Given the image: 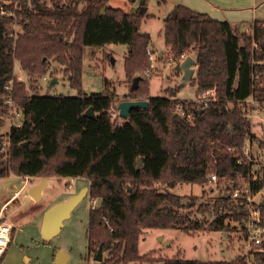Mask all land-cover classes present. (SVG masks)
<instances>
[{
  "label": "trees",
  "instance_id": "16d2710c",
  "mask_svg": "<svg viewBox=\"0 0 264 264\" xmlns=\"http://www.w3.org/2000/svg\"><path fill=\"white\" fill-rule=\"evenodd\" d=\"M109 1H0V126L12 116L11 110L22 114L19 122L0 133V175L87 179L91 200L99 201L89 211L88 247L95 256L102 246L108 256L101 264L155 263L156 257L140 253L145 229L227 230L232 243L242 242L248 217L245 198L221 196L201 203L197 211L210 214L208 222L205 216L200 220L194 215L196 196L161 185H205L216 174L219 184L250 182L254 193L264 190V164L260 178L253 181V164L243 153L247 139L256 136L240 103L252 96L264 99V76L254 78L255 72L264 70V23L254 24L248 33L183 3L164 17L168 58L180 62L183 54L196 52L190 82L197 86V96L184 103L195 116L189 121L173 111L175 89H166L164 96L151 94L152 37L141 31L143 21L153 16L143 10L147 0L133 12ZM107 43L128 46V92L122 98L116 91L87 95L81 89L85 47ZM52 62L69 75L79 95L41 94L40 79ZM17 68L25 81L16 78ZM54 75L51 71L50 78ZM137 76L141 79L133 88ZM213 89L218 100L203 106L200 97ZM123 99H147L149 106L133 109L124 119L118 110ZM90 106L95 117L86 115ZM113 111L118 114L115 120ZM261 208L264 224V205ZM162 262L264 264V243L231 260L172 257Z\"/></svg>",
  "mask_w": 264,
  "mask_h": 264
},
{
  "label": "rangeland",
  "instance_id": "374dc122",
  "mask_svg": "<svg viewBox=\"0 0 264 264\" xmlns=\"http://www.w3.org/2000/svg\"><path fill=\"white\" fill-rule=\"evenodd\" d=\"M1 1V0H0ZM8 2L9 0H2ZM141 0H139V3ZM135 0H110L109 5L131 9ZM148 13L157 15L156 18H149L143 21L141 31L151 34V46L154 50L155 67L151 73V94L164 96L168 94V88L175 89V96L179 99H195L197 96V86L190 81L180 86L182 71L176 68L177 61L170 60L164 36V22L160 15L166 13V7L157 3V0H147ZM20 29V27H16ZM165 52L164 56H159L160 52ZM128 53V46L123 43H107L103 46H87L83 58L82 87L87 95L107 91H116L120 98L128 92V79L125 71V58ZM196 58V52L190 54ZM163 58V59H158ZM151 62V60H150ZM51 71H55L54 77L50 78ZM16 74L24 76L20 69H16ZM24 81L25 76H24ZM53 82V83H52ZM40 92L43 95H79V88L71 85L69 75H66L59 67L58 63L52 62L46 77L40 79ZM12 121L7 118L0 126V133H6L13 123L22 119V114L15 116ZM252 134L264 141V113L257 115L252 121ZM253 150L258 155L264 152V147L257 141L253 142ZM84 177H49L43 193L42 202L46 204H57L65 201L72 195L78 193L85 186ZM89 181L87 180L88 184ZM162 189L171 192L196 196L197 206L192 210L196 218L211 221L210 214H201L197 211L201 203L212 202L222 189L216 183L201 185L198 183L179 182L176 185H161ZM211 188H214L212 191ZM263 194L258 197H262ZM98 200H91L89 194L85 195L74 207L69 217L64 220L60 232L54 236L48 245L56 253L64 251L69 256L67 264H101L94 259V255L89 253V211L92 206H97ZM191 210V209H189ZM227 230H190L186 232L183 228L168 229H145L140 238L139 249L142 255L151 254L157 258L155 263L150 262H130L128 264H163L162 259L180 257L192 260H231L234 259L240 250V242L234 240L233 244L226 245V238L229 236ZM234 236V235H233ZM43 237L40 240L25 245L28 250L24 260L33 255L36 264H56V259L52 262L48 258ZM104 253V258L107 257ZM26 261V260H25ZM29 261V260H28ZM30 262V261H29Z\"/></svg>",
  "mask_w": 264,
  "mask_h": 264
},
{
  "label": "crops",
  "instance_id": "0c3cea01",
  "mask_svg": "<svg viewBox=\"0 0 264 264\" xmlns=\"http://www.w3.org/2000/svg\"><path fill=\"white\" fill-rule=\"evenodd\" d=\"M155 1V0H154ZM135 0V4L130 12L137 10L141 3ZM157 3L166 7V13L160 15L161 19L173 9L175 4L183 3L191 9L207 13L215 19L227 20L237 24L244 31L253 30L254 24L264 23V0H157ZM148 6V5H147ZM148 8L146 9L147 14ZM151 18H156L157 15ZM149 19V18H146ZM145 19V20H146ZM150 49L154 52L152 46ZM168 49V47H167ZM164 56L165 52H160ZM196 59V58H195ZM44 177L40 176H21L15 173L0 175V223L8 222L12 225V238L6 253L0 256V264H36L33 255L28 256V250L25 247L27 242L32 243L40 240L42 235V225L45 213L53 204L42 202L43 190L35 198L31 193L34 187L39 185ZM49 177H47L46 183ZM87 183V179L85 185ZM45 249H47L48 258L53 262L56 253L48 245L49 241L44 240ZM30 262H29V261ZM69 262V256L67 263ZM66 263V264H67Z\"/></svg>",
  "mask_w": 264,
  "mask_h": 264
},
{
  "label": "built area",
  "instance_id": "2783aa9c",
  "mask_svg": "<svg viewBox=\"0 0 264 264\" xmlns=\"http://www.w3.org/2000/svg\"><path fill=\"white\" fill-rule=\"evenodd\" d=\"M251 30H246V32H250ZM148 53L151 60V66L152 68L155 67V59H154V52L148 48ZM186 55L183 54L180 58L182 60ZM262 64H264V60L261 61ZM19 69V68H18ZM151 73V70H148L146 72L147 75ZM260 76H264V70L262 72H255L254 78L258 79ZM16 78L18 80H24V76H20L16 74ZM8 89L11 88V86H7ZM173 99V111L175 114H179L183 117H186L189 121L194 120V113L191 111V108L188 106H185L184 103H186L187 99H179L176 97H172ZM218 100V94L217 92L213 90H208L203 93V95L200 97V102L203 106H208L212 102H216ZM9 102L11 100L8 99ZM241 103V110L243 112V115L248 118L252 124V121L254 118L264 113V99L256 98L255 96H252L250 98H247L246 100H243ZM11 117L10 119L13 121V119H16L18 117V112L16 110H11ZM112 118L115 120L118 116L116 112H111ZM118 124L121 122V120L116 121ZM252 132V131H251ZM257 141L259 145H261V140L259 138L250 137L247 139L245 143V147L243 149V153L247 156V159L249 162L253 164V170H252V180L256 181L260 178L261 172L259 171L260 167L264 164V152L259 153L256 155V153L253 150V142ZM6 141L4 142V148L6 147ZM238 163H241V161H238ZM211 183H218V177L216 174H212L210 177ZM222 186V189L218 193V197L221 196H230L232 199H237L239 197L245 198L247 202V212L248 217L245 220V228H246V237L243 239V243H240V250L244 254H249L254 249H257L259 246H261L264 243V224L262 223V208L264 201V195L262 197H258L259 195L263 194L264 190L254 193L251 188V183H247L244 185H236L231 183H222L219 184ZM213 191L214 188H211ZM12 225L8 222H1L0 223V256H3L7 248L11 242L12 238ZM226 245L233 244L231 241V236L229 235L226 238Z\"/></svg>",
  "mask_w": 264,
  "mask_h": 264
},
{
  "label": "water",
  "instance_id": "95a60500",
  "mask_svg": "<svg viewBox=\"0 0 264 264\" xmlns=\"http://www.w3.org/2000/svg\"><path fill=\"white\" fill-rule=\"evenodd\" d=\"M147 7H143V10L146 11ZM160 57L162 54L160 53ZM197 61L190 54L186 55L178 64L176 68L182 71L181 83L180 86L185 83L191 81L196 67ZM141 79V76H137L134 78L133 88L138 87V83ZM53 83V82H52ZM148 100L147 99H123L118 103L119 115L127 119L130 116V112L135 108H148ZM86 115L95 117L96 113L94 111L93 106H90ZM142 165V159L139 158V166ZM47 177H44L39 185L34 187L33 192L31 193L35 198L37 195L44 189L46 185ZM170 185L173 187L174 182H171ZM90 184H86L78 193L72 195L65 201H60L51 208L47 210L45 213L43 225H42V235L44 240L49 241L54 236H56L61 228L63 227L64 220L70 216L72 210L77 205V203L87 194H89ZM188 199H183V204H187ZM264 205V201H263ZM94 259L102 262L104 260V251L102 246L99 247ZM68 260V255L64 251H59L56 259V264H66Z\"/></svg>",
  "mask_w": 264,
  "mask_h": 264
}]
</instances>
